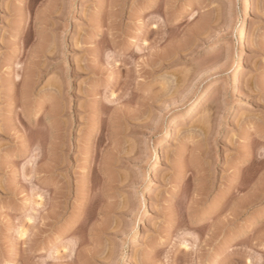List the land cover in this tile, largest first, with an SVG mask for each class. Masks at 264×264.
Here are the masks:
<instances>
[{
	"label": "rangeland",
	"instance_id": "374dc122",
	"mask_svg": "<svg viewBox=\"0 0 264 264\" xmlns=\"http://www.w3.org/2000/svg\"><path fill=\"white\" fill-rule=\"evenodd\" d=\"M251 4L0 0V264H264Z\"/></svg>",
	"mask_w": 264,
	"mask_h": 264
},
{
	"label": "bare ground",
	"instance_id": "6f19581e",
	"mask_svg": "<svg viewBox=\"0 0 264 264\" xmlns=\"http://www.w3.org/2000/svg\"><path fill=\"white\" fill-rule=\"evenodd\" d=\"M115 4V3H114ZM244 4H245V6H246V10H247V14H246V18H245V20L243 21V23L240 25V27H239V29H238V36H239V39H240V41H243V40H245L246 39V30H247V26H248V20H249V18H251L252 17V4H251V0H244ZM194 18H195V16L194 17H192V20H194ZM166 25V24H165ZM168 25V24H167ZM168 27V26H167ZM156 28V26L154 27V29ZM152 31V30H151ZM165 37V36H164ZM163 37V38H164ZM170 37V36H169ZM162 37H161V39H163ZM168 39V38H167ZM155 41V40H154ZM156 41H157V39H156ZM46 43V44H45ZM50 43V42H49ZM49 43H47V42H44V44L46 45H43V47H41L40 48V52H37L35 55V57H37V58H40L41 56H40V54H41V52H44V51H46V53L48 52V54H49V52H51L50 51V49L49 48H51V47H49V45H47V44H49ZM160 43V42H159ZM148 46H146L147 48H146V50H148L147 51V53L150 51V57H152V55H155L154 53H153V51H152V49H153V46L155 45V44H158V42H156L155 44H154V42H153V44L154 45H150V43L148 44V43H146ZM145 44V45H146ZM55 45V44H54ZM150 45V46H149ZM230 46L229 45H227L226 46V49L227 48H229ZM43 48V49H42ZM44 49H46V50H44ZM52 49V48H51ZM155 49V48H154ZM156 52V51H155ZM45 53V52H44ZM43 54V53H42ZM41 54V55H42ZM47 55L45 54V57H46ZM169 57V56H168ZM36 58V59H37ZM43 58V57H42ZM150 59H152V58H150ZM168 59V58H167ZM39 60V59H38ZM170 60V59H169ZM37 61V60H36ZM167 61V60H166ZM149 62H150V64L148 63V67H149V69H155L157 66L152 62V60L150 61L149 60ZM164 62V61H163ZM162 62V63H163ZM158 63V62H157ZM162 63L160 64H158V65H162ZM165 63V62H164ZM8 64V63H7ZM166 65L168 64V63H165ZM38 65V64H37ZM18 67V66H17ZM17 67H16V69H17ZM37 67V66H36ZM147 67V66H146ZM161 67V66H160ZM25 68V67H24ZM27 68V67H26ZM40 68V67H39ZM41 68H43V69H40V71H44V69L46 68V67H41ZM18 69L19 70H22L23 68L21 67V66H19L18 67ZM36 69V68H35ZM148 69V70H149ZM157 69V68H156ZM155 69V70H156ZM29 70H31V69H29ZM79 70H81V69H79ZM36 71V70H35ZM12 72V71H11ZM21 71H17V74H16V76H14V75H12V76H14V77H16V78H14V84L12 83V85H15L16 84V82H17V84H19L18 82H20L21 84H23L22 85V91H21V93H22V96L24 95L25 97H27V98H29V96L31 95V91H32V86H33V83L32 82H34L35 80H33L34 78L36 79V77L38 76V73L36 74V72H34V70L32 69L31 71H29L28 73L26 72V74H27V76L25 75V78L24 77H21L20 76V73ZM23 72H25V71H23ZM39 72V71H38ZM14 73V72H13ZM40 73V72H39ZM12 74V73H11ZM40 75V74H39ZM10 76V75H9ZM9 78V77H8ZM11 80V79H10ZM13 82V81H12ZM10 85H11V82L9 83V87H7L8 89L7 90H10V92L9 93H11V89L12 88H10ZM35 85V84H34ZM17 86V85H16ZM12 87V86H11ZM15 87V86H14ZM5 88V87H4ZM6 89V88H5ZM14 89V88H13ZM259 91V90H258ZM55 98V97H54ZM204 104V100H201L200 102H199V105H203ZM56 105V106H55ZM54 105V107H52V110H53V112L55 113V115L54 116H56L57 115V112H58V110H60V106H57L58 104H55ZM60 105V104H59ZM52 106V105H51ZM196 108L197 107H192L191 108V110L189 111V114H188V117H191L193 114H194V112L196 111ZM64 110V109H63ZM52 112V113H53ZM59 113V112H58ZM48 114H50V113H48ZM53 117V116H52ZM52 119H50V121H51ZM54 122V121H53ZM54 125H55V123H54ZM51 126H53V125H51ZM56 127V126H55ZM53 128V127H52ZM182 127L181 126H178V127H176L175 128V130L173 131V133H169V134H167L165 137H164V139H163V141H162V143H160L161 145H160V147H163L165 144H167V143H169L170 142V136H172V135H176V134H178V132H179V130L181 129ZM62 129V128H61ZM59 138V137H58ZM57 139V138H56ZM59 140V139H58ZM52 142V141H51ZM66 143V142H65ZM57 145V144H56ZM53 146V145H52ZM62 149V148H61ZM51 151V150H50ZM51 154H52V152H51ZM53 155V154H52ZM155 158H157V160H156V162L157 161H159L158 159H160V156H157V157H155ZM235 181V180H234ZM22 236L21 237H25V232H22V234H21Z\"/></svg>",
	"mask_w": 264,
	"mask_h": 264
}]
</instances>
